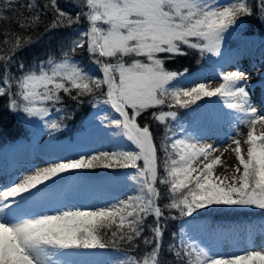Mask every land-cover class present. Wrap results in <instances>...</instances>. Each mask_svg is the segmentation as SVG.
Returning <instances> with one entry per match:
<instances>
[{
	"label": "snow or ice",
	"instance_id": "1",
	"mask_svg": "<svg viewBox=\"0 0 264 264\" xmlns=\"http://www.w3.org/2000/svg\"><path fill=\"white\" fill-rule=\"evenodd\" d=\"M63 4L0 0V23L8 22L0 33V98L6 101V110L39 118L50 133L62 131L67 127L64 121L72 118L65 114L59 120L46 119L49 105L63 103L61 93L77 104L88 98L97 110L96 131L108 129L105 135L118 136L132 147L51 161L0 184V264H108L54 259L105 249L125 253L112 264H264V242L220 253L190 236L206 227L194 223V214L202 210H264V131L257 133V125L264 127V102L259 108L253 104L242 71H221L218 85L210 87L189 81L188 68L166 67L187 56L185 49L201 57H221L226 34L240 28L246 18L264 23V0H63ZM48 13L45 23L42 17ZM42 24L43 32L34 38ZM81 24L83 28L74 29ZM61 29L73 32L59 56L45 53L35 67L26 65L27 50ZM78 54H86L95 71L77 62ZM213 98L219 102L218 118L237 129L247 128L243 140L231 138L225 149L231 148L237 164L224 176L215 174L221 157L210 159L219 149L201 143L200 136L183 125L179 134L171 126L178 120V110L195 113L198 102ZM145 115L141 124L138 118ZM153 122L163 128L159 147ZM158 152L164 154L162 173ZM121 169L133 170L122 179L133 182L134 194L93 210L64 203L74 193L65 174ZM119 179L113 175L108 181ZM177 219L184 221L180 245L165 249L167 221ZM208 231L216 236L230 230Z\"/></svg>",
	"mask_w": 264,
	"mask_h": 264
},
{
	"label": "trees",
	"instance_id": "2",
	"mask_svg": "<svg viewBox=\"0 0 264 264\" xmlns=\"http://www.w3.org/2000/svg\"><path fill=\"white\" fill-rule=\"evenodd\" d=\"M21 2H24V0H21ZM37 2L42 5L45 0H37ZM61 6H64L63 0H61ZM50 16L51 13H48L47 17H42L45 23ZM7 26V21L0 23V33ZM83 27L84 24L76 25L74 29H81ZM43 28L44 25L42 24L37 32L33 33L34 38L43 32ZM72 32L73 29H61L53 34L44 35L39 45H34L32 49L27 50L29 54L24 57L25 64L35 67L40 60L44 59L45 53L53 54L54 58L58 57L61 45L65 48L67 47L69 34ZM239 38H246L249 41L234 50H230L228 47L222 48L221 57H211L208 55L201 57L197 51L185 49L188 51L187 56L177 57L175 61L169 62L166 67L172 70L188 68V80L190 81L196 80L206 70L208 71V76L219 77L221 71L243 58L249 62L264 60V23L259 22L255 17L246 18L240 28L233 30L231 34H226L225 42ZM75 59L77 62L83 61L86 66L92 71H95L94 66L89 65L86 54H78ZM13 72H16L15 68H13ZM181 80L183 82L184 78H181ZM61 95L63 97V103L55 107L49 105L50 115L46 119L49 121L59 120L65 114H71L72 118L64 121L67 127L63 128L62 131L52 133L45 128L44 121H41L39 118H29L21 112L6 110V101L0 98V167L6 174L7 172L8 175L14 173L19 169L22 162H28L34 156V151L39 156H50L59 159L63 155L79 156L85 153L92 154L97 151H109L108 149L113 151L124 148L131 149L132 146L122 138L110 134L105 135V133L109 132L108 129H103L101 132L96 131L94 125L98 124V120H94L93 116L97 110L92 108L88 98H84L83 103L77 104L69 97L64 96L63 93ZM198 103L200 107L195 113L191 109L178 110V120L172 122L171 125L177 130L178 134L180 133L181 125L187 128L188 131L196 132L198 135L206 132L218 133L220 130L218 131L217 127H227L230 125L222 118H218L215 105L219 102L216 98H213L212 101L203 100ZM56 107L61 108L62 111L57 112ZM224 111L228 110L224 109ZM138 119L143 124L146 122L147 116L145 115ZM151 127L157 146L159 147V142L163 135V128L162 126H157L155 122L152 123ZM44 133L49 138L38 146L40 135ZM158 155L161 160L160 172L162 173L164 154L163 152H158ZM125 174L131 175L133 174V170L121 169L115 173L113 170L82 171L76 174H65V176L72 180L71 183H75V188L76 186L84 187L88 193L101 194L105 200H111L113 203L118 199L126 198L127 195L134 194L133 182L122 179ZM113 175H117L121 179L109 182L108 178ZM159 187L163 192L164 187ZM166 202L167 199L165 197L159 202L160 206L163 207ZM165 212L166 215L169 214L167 210ZM194 215H196L194 223L206 226L202 230H193L190 232V236L196 242L195 235L202 232L204 238L214 244H222L227 240L236 243L243 240L247 235L253 234L254 231L263 229L262 226H264V210L254 208L214 207L211 211L202 210V214ZM185 219L191 220L192 218ZM151 221L152 218L149 217L148 222L151 223ZM183 223L184 221L181 219L167 221L166 231L163 237L165 249L172 243H175L179 247L180 228ZM209 229H224L230 231L224 235L212 236L208 231ZM173 234L176 236L175 240H173ZM129 254L135 255V253ZM124 255L123 250L105 249L94 250L85 254L70 253L67 255H58L56 258L68 261L108 260L112 264V262L124 258ZM170 259L175 258L171 257Z\"/></svg>",
	"mask_w": 264,
	"mask_h": 264
},
{
	"label": "rangeland",
	"instance_id": "3",
	"mask_svg": "<svg viewBox=\"0 0 264 264\" xmlns=\"http://www.w3.org/2000/svg\"><path fill=\"white\" fill-rule=\"evenodd\" d=\"M247 41H249V39L246 38L230 40L228 42H225L222 45V48L228 47V49L234 50L240 47L241 45L246 44ZM227 69L229 70H227L226 72L239 70L246 74L248 79L243 83H245L247 86L253 104L259 108L261 102H264V60L249 62L247 59L243 58L240 61L234 62L233 65H231ZM196 80L199 82H205L210 87H215L219 83V77L208 76L207 70L204 72V74L199 75ZM221 128L222 127H217V130H220V132L218 133L206 132L202 133L204 135L201 134L199 136L201 143L213 144L217 149H219L218 151L213 153L210 159L216 156L221 157V163L215 168V174L224 176L229 175L231 173L232 168L237 164L234 152L231 150V148H228L227 151L225 149L229 145L231 138H238L243 140L246 136L247 128L244 126H240V128L237 129L234 125H229L227 127L223 126V128ZM260 131H264V127L257 125V133H259ZM238 132L240 133L239 135ZM40 138L41 142H43L48 138V136L46 134H43ZM234 147L235 145H232V148ZM108 150L113 151L110 149ZM33 155L34 156L30 158L28 162L25 161L20 164L19 170L16 171L17 174L13 173L12 177L17 175L22 176L29 174L37 167L47 166V163L51 161H59L63 158H78L77 156L63 155L62 158H60L59 160H55L50 157L46 158L44 156H39L36 154V151H34ZM225 168H227V171H225ZM12 177L10 176L9 178H7L3 175V172L0 169V184L8 183ZM84 191L85 189L76 191L74 190V193H71L64 203L67 206L82 207L85 210H93L96 207H102L105 206L107 203H112L111 200H105L104 198L98 195L87 196V194H84ZM50 207L54 209L56 205ZM197 238L200 240L199 243L201 244V246L212 248L213 250L220 253H226L238 247L242 248L245 245L251 246L253 243H255L256 245L261 244L262 242H264V232H262L261 230H257L250 239H244L236 243L227 240L222 244H211L209 240L203 238V233L201 232L197 234ZM54 259L60 260L58 258ZM100 262H108V264H111L108 260H102Z\"/></svg>",
	"mask_w": 264,
	"mask_h": 264
}]
</instances>
